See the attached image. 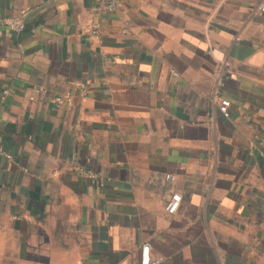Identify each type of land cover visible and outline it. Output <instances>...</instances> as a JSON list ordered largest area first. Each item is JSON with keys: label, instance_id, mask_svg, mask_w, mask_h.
Listing matches in <instances>:
<instances>
[{"label": "crops", "instance_id": "1", "mask_svg": "<svg viewBox=\"0 0 264 264\" xmlns=\"http://www.w3.org/2000/svg\"><path fill=\"white\" fill-rule=\"evenodd\" d=\"M261 1L0 0V264H264Z\"/></svg>", "mask_w": 264, "mask_h": 264}, {"label": "built area", "instance_id": "2", "mask_svg": "<svg viewBox=\"0 0 264 264\" xmlns=\"http://www.w3.org/2000/svg\"><path fill=\"white\" fill-rule=\"evenodd\" d=\"M122 0H103V3L100 5H97L95 8L99 12L103 13H109L116 10L121 5ZM257 11L260 14H264V1H261L257 7ZM0 22L3 24L8 25L12 30L16 32H21L25 27V21L20 16H8L0 19ZM83 31L87 34H90L93 38H101L102 35V24L98 19H90L88 20L84 26ZM219 83H223V77L219 73L218 78ZM77 88L81 89L82 91H85L86 84L81 82L78 84ZM35 90L40 93H48V88L45 86H36ZM9 90L5 89L4 93L2 94V100L6 98V95L8 94ZM72 92L68 91L65 93H59L56 94L53 97V101L57 104H64L72 100ZM230 105L231 100L227 97H221L220 99V110L225 116H230ZM79 170L83 175L88 177L90 180L94 182H98L100 185H103V180L99 176V174L92 168H85L83 166H78ZM166 179L174 181L176 179V175L173 173H166L165 174ZM182 193L179 191H175L171 194V196L168 198L166 203V210L169 213H175L178 211V209L181 206L182 202ZM150 248H151V242L149 240L145 241L142 245V252H141V264H156L159 262V258L152 259L150 254Z\"/></svg>", "mask_w": 264, "mask_h": 264}]
</instances>
